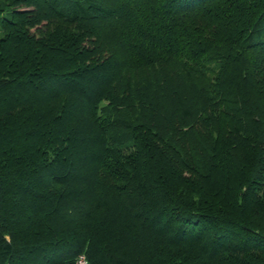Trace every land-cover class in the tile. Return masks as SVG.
<instances>
[{"label": "trees", "instance_id": "1", "mask_svg": "<svg viewBox=\"0 0 264 264\" xmlns=\"http://www.w3.org/2000/svg\"><path fill=\"white\" fill-rule=\"evenodd\" d=\"M264 264V0H0V264Z\"/></svg>", "mask_w": 264, "mask_h": 264}, {"label": "built area", "instance_id": "2", "mask_svg": "<svg viewBox=\"0 0 264 264\" xmlns=\"http://www.w3.org/2000/svg\"><path fill=\"white\" fill-rule=\"evenodd\" d=\"M79 264H88V263L86 262L85 257H82V258L79 260Z\"/></svg>", "mask_w": 264, "mask_h": 264}]
</instances>
